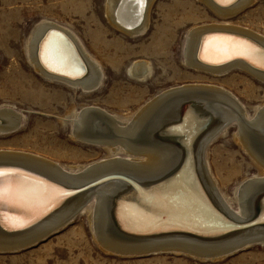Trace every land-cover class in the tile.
<instances>
[{
    "label": "bare ground",
    "instance_id": "bare-ground-1",
    "mask_svg": "<svg viewBox=\"0 0 264 264\" xmlns=\"http://www.w3.org/2000/svg\"><path fill=\"white\" fill-rule=\"evenodd\" d=\"M153 1L106 0L105 14L120 31L136 36L145 30ZM201 1L222 21L189 29L185 63L213 78L228 74L234 67L264 82V49L260 48L264 47V35L225 20L256 0H237L227 7L224 5L233 0ZM67 38L76 47L85 72ZM25 42L28 64L44 79L70 89L79 88L85 94L100 86L104 76L101 62L65 27L43 20L34 26ZM57 42L58 50L52 47ZM242 42L253 49L247 58L234 55L232 46L238 49ZM228 55L240 58L230 61ZM129 70L136 81L151 75L150 63L145 59L132 61ZM97 108L85 106L75 111L72 138L100 144L113 155L124 151L132 157H106L99 164L94 162L96 165L65 170L39 154L0 149V249H18L58 229L94 196L96 239L104 249L121 255L175 251L216 259L255 242L264 245V104L252 118H247L245 107L230 90L222 85L191 83L169 87L150 97L126 115L127 120L117 121L122 126ZM20 121L19 113L0 109V135L17 129ZM233 124L237 128L233 140L261 169L260 177L246 179L235 189L236 210L217 192L213 172L203 157L212 137ZM181 156L184 158L179 165ZM109 172L123 175L73 195L71 187ZM118 191L121 193L115 196ZM251 218L250 222L261 223L241 229L243 221ZM26 228L30 229L19 231ZM9 230L18 231L7 233ZM119 230L133 235L177 231L201 239L173 233L132 238ZM225 233L224 237L214 238Z\"/></svg>",
    "mask_w": 264,
    "mask_h": 264
},
{
    "label": "rangeland",
    "instance_id": "rangeland-1",
    "mask_svg": "<svg viewBox=\"0 0 264 264\" xmlns=\"http://www.w3.org/2000/svg\"><path fill=\"white\" fill-rule=\"evenodd\" d=\"M105 1L0 0V109H11L21 115L17 129L0 135L1 150L39 154L65 170L96 165L106 157H132L124 151L113 155L106 150V153L100 144L73 139L75 111L95 106L117 119L116 122L127 120L126 115L150 97L173 86L222 85L237 96L250 116L247 118H252L264 104L261 80L234 67L228 74L213 78L185 63L189 29L222 21L203 1L154 0L145 30L136 36L110 23ZM43 20L73 32L101 62L104 76L97 89L87 94L79 88L70 89L44 79L28 64L25 41L34 26ZM225 20L264 35V0H256ZM136 59L150 63L151 75L142 82L131 78L129 69ZM117 124L122 126L120 122ZM224 132L212 137L203 157L213 172L217 192L236 210L235 189L246 179L260 177L261 169L233 140L237 132L235 124ZM89 198L84 209L65 225L18 249H0V264H264V245L259 242L216 259H200L175 251L121 255L104 249L96 239L93 225L96 197Z\"/></svg>",
    "mask_w": 264,
    "mask_h": 264
},
{
    "label": "water",
    "instance_id": "water-1",
    "mask_svg": "<svg viewBox=\"0 0 264 264\" xmlns=\"http://www.w3.org/2000/svg\"><path fill=\"white\" fill-rule=\"evenodd\" d=\"M235 1H237V0H233L232 2H230L229 4H225L224 6L225 7H227V5L228 6H230V5H232ZM220 5V4H219ZM50 30H55V31H58V32H61V31H59L58 29H50ZM234 35H237L236 33H233ZM239 36V35H238ZM66 41L68 42V43H70V46L72 47V49L74 50V53H75V55H76V57H77V59L80 61V63H82V61H81V59H80V56L78 55V53H77V51H76V47H74V44H72L71 43V41H70V39L69 38H67L66 39ZM261 49H264V47H260ZM238 58H240V57H235V58H233V59H231L230 61H232V60H235V59H238ZM229 61V62H230ZM252 65V64H251ZM252 66H254V65H252ZM81 71H86V69H85V64H83L82 63V65H81ZM56 75H58V74H56ZM83 75V74H82ZM208 114V113H207ZM206 114V115H207ZM182 120V118H180V121ZM179 121V122H180ZM177 122V121H176ZM183 158H184V156H181V160L179 161V165L183 162ZM178 165V166H179ZM176 168H178V167H176ZM119 175H123L122 173H120V172H109V173H106V174H104V175H101V177L99 176V177H97V178H94V179H92V180H89V181H86V182H84V183H82L81 185H79V186H73V187H71L72 189H74V193H73V195H76V194H78V193H81V192H83V191H87L88 189H90V188H92V187H95L96 185H98V184H100L101 182H103L104 180H108V179H112V177H119ZM110 176V177H109ZM121 177V176H120ZM122 179V178H121ZM125 181H128V180H125ZM129 182V181H128ZM134 183H135V181H133ZM129 184H131L130 182H129ZM144 185H146V184H144ZM119 193H121V191H118L117 193H116V195L115 196H117ZM115 196H113L114 198H115ZM114 198H113V200H114ZM111 205L113 206V203H112V200H111ZM112 206L110 207V208H112ZM111 212V211H110ZM255 216V215H254ZM254 216H253V218H254ZM110 218V217H109ZM253 218H251V219H249V220H246V221H243V223H242V228L241 229H244V228H246V227H250V226H254V225H258V224H260L261 222H250V221H253L252 219ZM110 224H111V226H112V220L110 219ZM30 229V228H29ZM28 228H26V229H21V230H19L20 232L21 231H26V230H29ZM16 231H18V230H9L7 233H11V232H16ZM120 232H121V230H119ZM118 231V232H119ZM119 232V233H120ZM230 232V231H229ZM121 233H123V235H125V236H130V237H132V238H146V237H150V238H153V237H159V236H164L165 234H169V233H173V234H181V235H187V236H189V235H191V234H189V233H185V232H177V231H169V232H162V233H158V234H153V235H146V234H144V235H133V234H131V233H125V232H121ZM228 233V232H227ZM226 235V233L225 234H223V235H220V236H218V237H214V238H220V237H224ZM190 237H195V238H198V237H196V236H190ZM198 239H201V238H198ZM211 239V238H210Z\"/></svg>",
    "mask_w": 264,
    "mask_h": 264
},
{
    "label": "snow or ice",
    "instance_id": "snow-or-ice-1",
    "mask_svg": "<svg viewBox=\"0 0 264 264\" xmlns=\"http://www.w3.org/2000/svg\"><path fill=\"white\" fill-rule=\"evenodd\" d=\"M226 39H234V38H231V37H227ZM247 44V42H242L238 49H237V46L236 45H233V50H234V55L235 56H240V57H244V58H247L248 56L252 55L253 54V49L250 48V47H245V45ZM52 47L56 50L59 49L60 45L57 43H54L52 45ZM234 55H228L227 56V59L231 60L234 58ZM214 63H220L221 61H213ZM3 170H0V173H2Z\"/></svg>",
    "mask_w": 264,
    "mask_h": 264
}]
</instances>
